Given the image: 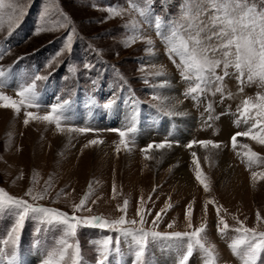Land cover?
Returning <instances> with one entry per match:
<instances>
[{
  "label": "rangeland",
  "instance_id": "rangeland-1",
  "mask_svg": "<svg viewBox=\"0 0 264 264\" xmlns=\"http://www.w3.org/2000/svg\"><path fill=\"white\" fill-rule=\"evenodd\" d=\"M137 2L143 6L142 0ZM5 3L6 7L0 10L3 25L0 49L4 52L0 65L6 69L11 66L12 76L2 90L18 98L16 92L20 84L31 83L37 74L45 76L46 80L37 81L42 106L28 110L43 115L58 100H70L71 111L70 118L62 122L61 131L55 124L35 120L26 126L23 108L19 114L0 108V188L14 197L33 202L25 192L29 188L41 192L51 181L47 197L34 203L69 215L73 214V206L90 192L86 207L91 211L75 214L107 219L122 215L117 206H123L127 200L126 218L139 220L136 213L143 197L145 212L151 213L145 216L143 227L146 229L153 227L155 214L170 203L172 207L161 214L157 231H192L206 223L204 236L207 243L214 246L217 264H241L229 248L231 239L237 235L231 229L238 227L237 220L249 228L257 227V212L264 217V180L258 179L255 186L251 180L252 171H264V163L249 169L237 152L246 151L241 145L247 143L264 157V145L247 137H237L241 140H237V149L233 150L231 136L247 127L243 122L239 127L234 124L239 118L238 106L246 97L264 93V88L252 84L240 93L235 76H230L225 77L224 84L225 92L233 93L232 98L221 102L220 94L210 93L202 96L199 103L186 98L184 92L188 83L177 68L179 57H174V64L154 29L130 8V0H5ZM181 3L182 0H154L151 6L155 14L176 19ZM111 8L122 10L123 15L110 18L108 10ZM134 20L140 22L138 32L126 27ZM38 29L45 30L38 32ZM132 36L151 38L154 54L146 51L148 46L142 39L126 47L124 42ZM157 71H162L163 75L156 76ZM217 73L222 74L221 69L218 68ZM165 81L166 85L161 87ZM172 81L176 82L178 99L191 110L192 127L185 138L181 137V130L187 117L177 118L179 114L168 106L173 115L160 111ZM114 95L116 103L112 109L101 107ZM154 96L160 99H153ZM210 102L214 109L212 120L205 111ZM133 124L137 131L132 134L135 143L131 151L122 147L117 153L120 137L114 130H125ZM225 127L228 130L223 136ZM70 128L92 131L80 133L69 131ZM94 139L102 143L84 147ZM194 140H213L222 146L219 149L199 145L188 148L186 145ZM162 142L188 155L183 165L188 178L178 175L174 163L163 160V149L151 150L150 158L145 159L141 149ZM193 151L210 182L208 193L195 179ZM113 185L117 190L115 198ZM206 199H214L223 206L221 215L230 226L226 235L221 236L217 231L218 218L213 205H208L205 215ZM190 203L193 229L187 228L185 219ZM14 221L13 214L0 213V237L6 236ZM169 224L174 227L169 228ZM259 230L264 231V222L259 224ZM117 235L106 229L79 227L75 239L79 241L84 264H96L95 242ZM62 236V226L42 225L35 219H26L20 233L18 264H42L47 252ZM120 248L117 261L132 264L133 253L126 240L121 241ZM179 255L180 250L167 241L150 240L146 260L147 264H178ZM204 259L203 251L195 249L189 264H204ZM0 264H4L2 259Z\"/></svg>",
  "mask_w": 264,
  "mask_h": 264
},
{
  "label": "snow or ice",
  "instance_id": "snow-or-ice-1",
  "mask_svg": "<svg viewBox=\"0 0 264 264\" xmlns=\"http://www.w3.org/2000/svg\"><path fill=\"white\" fill-rule=\"evenodd\" d=\"M142 3L143 6L137 0H130V8L154 29L156 35L165 44L166 53L174 64H176L174 57H179L177 68L180 70L182 79L188 83L184 92L186 98L191 97L197 103L200 102L202 96L209 93L213 96L220 94L221 102L224 99L232 98L233 93H226L224 84L225 77L230 76H235L240 93H243L245 86L252 84L264 88V0H182L180 15L176 19H165L155 14L151 6L154 0H142ZM5 7V0H0V10ZM108 11L110 18L123 15V11L119 9L111 8ZM139 23L134 20L126 27L138 32ZM11 30L10 26L9 34ZM43 30L45 29H38V32ZM0 31H3L2 23H0ZM136 39H142L148 46L146 51L154 54V42L151 38L132 36L124 42L125 46H130ZM3 55L4 52L0 49V59L3 58ZM218 68L221 69L222 74L217 73ZM229 69L233 71L229 72ZM155 75L161 76L163 72L157 71ZM11 76V66L6 69L0 65V108L12 109L16 114H19L23 108L26 126L30 121L35 120L55 124L57 130L62 131V122L70 118L68 114L71 111V101L58 100L57 103L51 104L50 111L43 115L29 111L28 109H39L42 106L39 102L40 94L37 91V81L46 80L47 77L37 74L32 78L31 83L20 84L16 92L18 98H13L2 90L8 85ZM147 82L146 80L145 83ZM166 83L165 81L160 86L163 87ZM153 99L158 100L160 97L154 96ZM115 103L114 95L101 107L110 110ZM160 111L166 115H173L166 105H162ZM205 111L210 113L208 119L212 120L211 112L214 109L211 102ZM237 111L239 118L234 121L235 126L239 127L243 122L247 127L231 136L232 149H237V137H247L258 145H264V93L257 92L254 97L243 99ZM68 130L80 133L92 131L90 128H70ZM114 131H117L120 137L116 146L117 153L121 151L122 147L125 151H131V146L135 143L132 134L137 131L135 125L133 124L125 130L115 129ZM98 143H102V141L90 140L84 147ZM194 145L205 149L209 147L219 149L222 146L221 143L213 140H194L186 146L192 148ZM166 147L170 148L171 144L168 142L148 144L141 151L145 153V159H149L148 154L151 150H160ZM241 147L246 151L237 152V155L241 156V162L245 163L249 169L254 165L264 163V157H261L247 143ZM191 155L195 165V179L203 186L204 192L208 193L210 191L208 177L201 169L197 153L193 151ZM258 179L264 180V171H252L253 186ZM35 182L34 176L33 183ZM48 185L49 187L41 192H36L33 188H29L25 192L24 195L33 202L23 197H14L0 188V213L15 216V221L8 229L6 236L0 237V259L4 264H18L17 250L20 233L26 219L29 218L37 220L42 225L63 227L62 238L58 240L54 248L47 252L42 264H84L79 241L75 239L79 227L106 229L118 234L115 238L108 236L95 242L96 264H120L116 257L121 254L120 243L122 240L127 241L133 253L132 264H147L146 251L150 240L167 241L176 246L180 250L178 264H189L195 249L202 250L205 254L204 264H217L214 246L208 244L204 236L206 223H201L199 227L193 229L192 203L187 206L185 219L187 228L193 230L162 233L156 228L162 218L161 214L166 213L172 207L170 203H166L165 207L155 214V218L152 220L153 227L146 229L143 227L146 223L145 216L151 215V213L145 212L143 197H141L140 207L136 213L139 220L126 218L129 203L127 200L124 201L123 206H117L123 214L116 219L95 215L77 216L75 214L77 212L91 211L86 207L90 192L86 193L80 202L73 206V214L69 215L58 209L34 203L47 197L51 181L48 182ZM89 188L91 189V185ZM116 191L115 185H113V198H115ZM149 200H151V196H149ZM209 204L213 205L216 210L218 233L221 236L226 235L230 226L221 215L223 206L218 205L214 199H206L205 215ZM234 219L236 218L234 217ZM256 220L257 227L249 228L243 221L237 220L238 227L231 229L237 235L231 239L229 248L233 255L240 259L241 264H264V231L259 230V224L264 222V217L257 212ZM137 224L140 227H134ZM168 227L173 228L174 225L169 224Z\"/></svg>",
  "mask_w": 264,
  "mask_h": 264
},
{
  "label": "bare ground",
  "instance_id": "bare-ground-1",
  "mask_svg": "<svg viewBox=\"0 0 264 264\" xmlns=\"http://www.w3.org/2000/svg\"><path fill=\"white\" fill-rule=\"evenodd\" d=\"M169 85H170L171 89L169 90V92L166 93L167 95L165 97V105L168 106L171 111L179 114V116L176 114L177 118H181V117L183 118L184 116L187 117V118L184 117V119L186 120L185 124H183L184 126L180 123V125H182V127H183V129L181 130V132H182L181 137L185 138V137H187L186 132L188 130H191V127H192L191 110L188 108V106L185 103H181V101L178 99L177 93L175 91L176 82L172 81V82H170ZM164 123L167 124V120H165ZM226 123H227V121H226ZM227 130H228V128L225 127V130L222 132V135L223 134L226 135ZM232 132L228 136H230L232 134ZM180 138H178V140ZM237 140L239 141L241 139L238 138ZM181 151H183V150L177 148L174 145H171L170 148L166 147L165 149H163V160L167 161V162L174 163L177 166V171H179L178 175L182 176V178H184V177L188 178V172L183 169L184 168L183 165L185 163L184 160L188 158V155L184 152H181Z\"/></svg>",
  "mask_w": 264,
  "mask_h": 264
}]
</instances>
